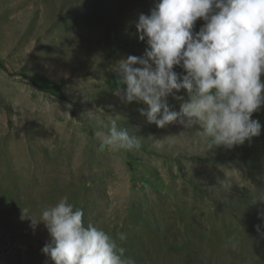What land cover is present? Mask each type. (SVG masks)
<instances>
[{
  "label": "rangeland",
  "instance_id": "1",
  "mask_svg": "<svg viewBox=\"0 0 264 264\" xmlns=\"http://www.w3.org/2000/svg\"><path fill=\"white\" fill-rule=\"evenodd\" d=\"M153 6L0 0V63L27 78L0 68V264H52L41 251L47 230L22 211L38 220L64 196L85 225L125 233L135 264H264V107L252 116L258 137L209 150L197 129L157 128L140 114L146 105L113 94L119 62L144 54L134 24ZM94 114L141 149H101Z\"/></svg>",
  "mask_w": 264,
  "mask_h": 264
},
{
  "label": "clouds",
  "instance_id": "2",
  "mask_svg": "<svg viewBox=\"0 0 264 264\" xmlns=\"http://www.w3.org/2000/svg\"><path fill=\"white\" fill-rule=\"evenodd\" d=\"M198 19L204 23L194 31ZM134 26L146 48L116 68L123 87L113 94L122 103L146 105L140 114L157 128L179 122L186 130L197 129L209 150L232 149L261 134L252 116L264 107V0H154ZM181 90L187 99L176 95ZM169 96L180 101L179 111L170 109ZM93 118L101 149H141V140L116 120ZM28 213L25 208L22 218L31 220L33 230L40 223L47 230L41 251L52 264H135L121 246L126 234L113 237L85 225L83 210L67 196L44 208L38 220Z\"/></svg>",
  "mask_w": 264,
  "mask_h": 264
},
{
  "label": "trees",
  "instance_id": "3",
  "mask_svg": "<svg viewBox=\"0 0 264 264\" xmlns=\"http://www.w3.org/2000/svg\"><path fill=\"white\" fill-rule=\"evenodd\" d=\"M0 68H2L5 72H7L9 75H13V76H18L22 79H27L26 76H24L23 74H16L14 72H10L9 68L4 66L2 63H0ZM31 82V84L35 85L34 82H32L31 80H29ZM54 87V84H50V88Z\"/></svg>",
  "mask_w": 264,
  "mask_h": 264
}]
</instances>
